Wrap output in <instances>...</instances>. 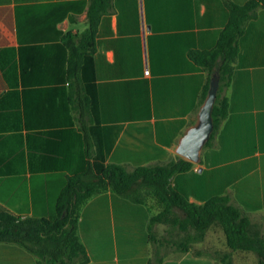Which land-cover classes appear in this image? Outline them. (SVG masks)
I'll return each mask as SVG.
<instances>
[{"label": "crops", "instance_id": "1", "mask_svg": "<svg viewBox=\"0 0 264 264\" xmlns=\"http://www.w3.org/2000/svg\"><path fill=\"white\" fill-rule=\"evenodd\" d=\"M89 1L0 0V212L55 220L67 176L86 169L85 135L93 169L132 171L181 157L175 148L196 121L211 73L192 53L213 50L229 5L247 0H108L72 105L62 36L86 29ZM237 47L221 90L227 114L171 187L196 205L226 197L264 238V7L244 23ZM143 190L137 199L108 190L87 201L77 220L86 260L78 264H225L226 253L248 264L251 252L231 250L217 224L186 251L170 247L177 229L185 233L178 247L192 231L173 224L176 215L151 221L160 210ZM0 264L37 257L0 242Z\"/></svg>", "mask_w": 264, "mask_h": 264}, {"label": "trees", "instance_id": "2", "mask_svg": "<svg viewBox=\"0 0 264 264\" xmlns=\"http://www.w3.org/2000/svg\"><path fill=\"white\" fill-rule=\"evenodd\" d=\"M107 4L108 0H90L86 29L82 32L68 31L62 36V42L68 49L67 81L72 105L73 95L81 90L79 73L83 58L89 57L93 51L96 27ZM257 7H264V0L230 4L229 19L216 47L202 54L192 53V57L209 71L220 60V87L212 111L214 131L227 114V101L221 95V90L229 80L231 62L238 52L237 39L244 23L253 16ZM80 129L84 131L81 127ZM84 142L86 169L67 176L57 198L56 219L50 221L46 218L20 217L0 212V242L21 245L37 257V264L81 263L86 260V252L77 235V220L87 201L108 190L137 199L139 190L145 188L161 208L151 221L163 222L176 209L182 213V218L173 217L171 222L183 231H192L187 237V243H180L179 250L186 251L187 244L201 240L208 227L217 224L223 230L226 244L231 250L253 252L257 256L256 264H264V238L250 232L248 218L230 205L226 197H213L202 205H196L188 202L171 187L173 176L190 170L192 162L179 157L165 165L138 166L132 171L115 163H98L93 169L90 164L91 143L86 135ZM221 260L225 264H232L229 253L223 254Z\"/></svg>", "mask_w": 264, "mask_h": 264}, {"label": "water", "instance_id": "3", "mask_svg": "<svg viewBox=\"0 0 264 264\" xmlns=\"http://www.w3.org/2000/svg\"><path fill=\"white\" fill-rule=\"evenodd\" d=\"M220 80V60L218 59L211 70L208 91L196 121L184 131L175 148V152L179 156L192 163L200 161V152L214 131L212 111L220 87Z\"/></svg>", "mask_w": 264, "mask_h": 264}, {"label": "rangeland", "instance_id": "4", "mask_svg": "<svg viewBox=\"0 0 264 264\" xmlns=\"http://www.w3.org/2000/svg\"><path fill=\"white\" fill-rule=\"evenodd\" d=\"M144 193L147 195V196H149L152 200H154L155 201V199H153L152 198V196L150 195V194H148V191L147 190H145V188H144ZM156 203V202H155ZM149 206V205H148ZM156 207H157V209L158 210H160L161 208L158 206V205H156ZM150 210H151V208H150ZM173 215H176L177 217L179 216L178 215V213H177V211H175V210H173L172 211V213L169 215L171 218L173 217ZM166 227V225H160V228L162 229V228H165ZM157 233V236L159 235V234H162V237H163V230H161V231H158V232H156ZM184 233V232H183ZM182 233V236H180V232L178 231V229H177V232L176 233H172V235L170 236V242L172 243V245H170V247H174L175 249H179V247H178V245H176L182 238H184V236H185V233L183 234ZM165 236V235H164ZM160 238H161V236H160ZM247 261V263L248 264H256V262H257V256L254 254V253H250V258H248V260H246Z\"/></svg>", "mask_w": 264, "mask_h": 264}]
</instances>
